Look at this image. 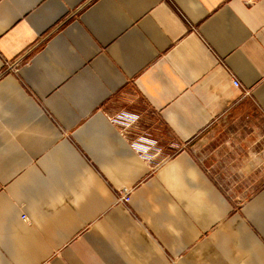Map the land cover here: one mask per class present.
Returning <instances> with one entry per match:
<instances>
[{
    "label": "crops",
    "instance_id": "crops-1",
    "mask_svg": "<svg viewBox=\"0 0 264 264\" xmlns=\"http://www.w3.org/2000/svg\"><path fill=\"white\" fill-rule=\"evenodd\" d=\"M0 264H264V0H0Z\"/></svg>",
    "mask_w": 264,
    "mask_h": 264
},
{
    "label": "rangeland",
    "instance_id": "rangeland-1",
    "mask_svg": "<svg viewBox=\"0 0 264 264\" xmlns=\"http://www.w3.org/2000/svg\"><path fill=\"white\" fill-rule=\"evenodd\" d=\"M220 171H224V170L219 169V171L216 172H220ZM217 175H218L217 176L218 183L235 200H239V198L243 200L247 195L251 193V191L255 187L254 181L248 180V182H242L239 181V179L232 178V176L226 172L218 173Z\"/></svg>",
    "mask_w": 264,
    "mask_h": 264
},
{
    "label": "built area",
    "instance_id": "built-area-1",
    "mask_svg": "<svg viewBox=\"0 0 264 264\" xmlns=\"http://www.w3.org/2000/svg\"><path fill=\"white\" fill-rule=\"evenodd\" d=\"M13 66L14 65L10 64V65H8L7 68H11L12 69ZM233 85L235 87H240L241 86L240 85V82L238 80H236L235 78L233 79ZM125 118H130V119L132 118V120H133V119H136L137 117L130 116V115H126ZM123 193L124 194L122 196H120L119 199L122 200V201H124V202H129V200H130L129 191H124ZM22 218L25 219L26 216L24 214H22Z\"/></svg>",
    "mask_w": 264,
    "mask_h": 264
}]
</instances>
